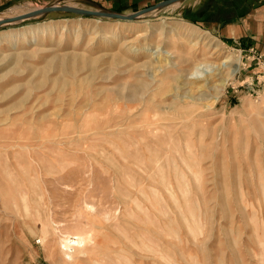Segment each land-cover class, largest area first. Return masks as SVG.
I'll use <instances>...</instances> for the list:
<instances>
[{"label": "rangeland", "instance_id": "374dc122", "mask_svg": "<svg viewBox=\"0 0 264 264\" xmlns=\"http://www.w3.org/2000/svg\"><path fill=\"white\" fill-rule=\"evenodd\" d=\"M198 1L0 28V264H264V56ZM158 3L0 0V20ZM225 60L222 90L190 75ZM65 236L85 242L66 255Z\"/></svg>", "mask_w": 264, "mask_h": 264}, {"label": "crops", "instance_id": "0c3cea01", "mask_svg": "<svg viewBox=\"0 0 264 264\" xmlns=\"http://www.w3.org/2000/svg\"><path fill=\"white\" fill-rule=\"evenodd\" d=\"M100 1L112 10L136 9L162 0H88ZM194 20L230 45L248 51L254 49L264 56V1L261 0H199L194 6Z\"/></svg>", "mask_w": 264, "mask_h": 264}, {"label": "water", "instance_id": "95a60500", "mask_svg": "<svg viewBox=\"0 0 264 264\" xmlns=\"http://www.w3.org/2000/svg\"><path fill=\"white\" fill-rule=\"evenodd\" d=\"M182 1L184 0H164V1L159 2L156 5H153L151 7L137 11L131 15H123V14H118V13H113V12L91 11V10H85V9L67 7V6H52V7H47L43 9H38L30 13L14 17V18L0 20V28L6 25H12L17 22H22L25 20H29V19L41 16V15L51 14V13H64V14H71V15H76L80 17L84 16V17H91V18H98V19H109V20H116V21L131 22V21H135L139 19L143 15H146L150 12H153L161 8L168 7L170 5H173V4L182 2ZM261 1H264V0H261Z\"/></svg>", "mask_w": 264, "mask_h": 264}, {"label": "bare ground", "instance_id": "6f19581e", "mask_svg": "<svg viewBox=\"0 0 264 264\" xmlns=\"http://www.w3.org/2000/svg\"><path fill=\"white\" fill-rule=\"evenodd\" d=\"M197 37V36H196ZM152 53V52H151ZM164 54V53H163ZM166 55L169 54V53H165ZM172 54V53H171ZM169 54V56L171 55ZM220 54V53H219ZM172 56V55H171ZM212 58V57H211ZM216 59V58H215ZM207 62V61H206ZM168 63V62H167ZM193 68V67H192ZM238 68L237 67H234V68H230L229 67V61L225 60L223 62H220L218 64H216L215 62L214 63H199L197 62V65L194 66L192 72H191V76H194L195 80H198V79H202V78H206L208 76H216L215 75V72H218L219 75H220V79H219V84L217 85L218 88H220V90H222L223 86H225V82L230 79L232 76H234L237 72H238ZM199 75V76H198ZM209 77V78H211ZM216 85V84H215ZM189 98V97H188ZM186 100V99H185ZM188 100V99H187ZM190 100V99H189ZM157 113H155L156 115ZM160 115V114H159ZM158 117V116H157ZM154 118V117H153ZM163 118V117H162ZM153 120V119H152ZM155 120H160V119H155ZM180 122V121H179ZM118 128V127H117ZM192 128V127H191ZM185 130V129H183ZM168 141V140H167ZM155 142V141H154ZM167 143V142H166ZM154 144V143H153ZM144 147V145H142ZM136 148V147H135ZM146 149V147H145ZM154 149V148H153ZM147 151H149L147 149ZM156 151V150H155ZM118 152V151H117ZM120 153V152H119ZM137 153V152H136ZM134 153V154H136ZM148 153V152H147ZM159 153V152H158ZM122 154V153H120ZM132 155V154H130ZM150 155V154H149ZM126 156V155H125ZM130 157V156H129ZM132 157H134L132 155ZM131 157V158H132ZM138 157V156H137ZM136 158V156H135ZM138 160V159H137ZM156 160V159H155ZM160 164V163H159ZM156 168V166H155ZM147 170V169H146ZM159 173V172H158ZM157 173V175H158ZM155 175V174H154ZM160 176H161V173H160ZM127 178V177H126ZM133 188V187H132ZM154 190V189H153ZM118 191H120V189H118ZM126 192V190H124ZM120 194V193H118ZM124 194V193H123ZM157 196V195H156ZM143 197V196H142ZM160 197V195H159ZM161 198V197H160ZM125 199V198H124ZM133 199V198H132ZM127 200V198H126ZM161 200V199H160ZM24 203V202H23ZM133 203V202H132ZM138 203V202H137ZM26 209L27 207L24 206ZM25 209V211H27ZM88 240V238H87ZM84 239L83 238H78L77 240L74 241V239L72 240V238H70L69 236H65L64 237V240H63V244H62V247L68 252L66 253V255H69L71 253V250L74 249V251L76 250H79L81 248V245L84 244ZM87 242V241H86ZM146 246V245H145ZM135 248V247H134ZM153 252V251H152ZM126 253V252H125ZM142 253V252H141ZM117 255V254H116ZM154 255V254H153ZM119 257V255H117ZM121 256V255H120ZM122 257V256H121ZM120 258V257H119ZM158 258V257H157ZM105 259V258H104ZM111 260V259H109ZM128 260V259H127ZM126 260V261H127ZM126 261H124L123 263H125ZM114 263V261H113ZM131 264V262H129ZM128 263V264H129ZM108 264V263H107ZM115 264L116 263V260H115Z\"/></svg>", "mask_w": 264, "mask_h": 264}]
</instances>
